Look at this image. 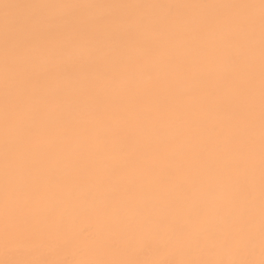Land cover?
<instances>
[{
  "label": "snow or ice",
  "instance_id": "snow-or-ice-1",
  "mask_svg": "<svg viewBox=\"0 0 264 264\" xmlns=\"http://www.w3.org/2000/svg\"><path fill=\"white\" fill-rule=\"evenodd\" d=\"M0 264H264V0H0Z\"/></svg>",
  "mask_w": 264,
  "mask_h": 264
},
{
  "label": "bare ground",
  "instance_id": "bare-ground-1",
  "mask_svg": "<svg viewBox=\"0 0 264 264\" xmlns=\"http://www.w3.org/2000/svg\"><path fill=\"white\" fill-rule=\"evenodd\" d=\"M9 2L30 3L38 0H9ZM96 3H232L248 2V0H92ZM258 3L259 0H252Z\"/></svg>",
  "mask_w": 264,
  "mask_h": 264
}]
</instances>
